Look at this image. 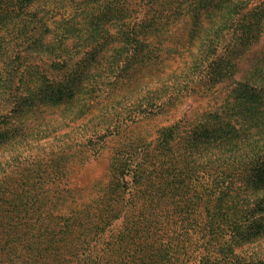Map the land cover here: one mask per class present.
I'll list each match as a JSON object with an SVG mask.
<instances>
[{
  "label": "rangeland",
  "instance_id": "obj_1",
  "mask_svg": "<svg viewBox=\"0 0 264 264\" xmlns=\"http://www.w3.org/2000/svg\"><path fill=\"white\" fill-rule=\"evenodd\" d=\"M105 7V0H35L19 16L26 23L35 21L34 36L39 37V47L25 49L20 64L27 66L31 58L43 57L50 61L40 64V82L80 75L83 89L71 101L53 104L38 97L32 105L28 103L20 117L17 141L0 145V177L10 175L7 171L12 166H27L25 173L30 171L45 181L38 191L46 196L44 206L21 219L20 242L15 243L10 231L6 233L3 240L8 249L0 264H86L84 242L92 243L104 262L111 264H144V254L150 262L158 254L155 259L163 261L156 264H264V235L256 242L235 243L215 252L213 248L222 250L219 246H225L227 237L217 245L219 240L213 235L208 255L198 245L190 247L186 234L202 238L206 210L216 204L210 193L206 197L201 189L188 188L175 197L168 190L158 196L152 182L138 185L137 181L121 184L115 202L111 193L115 176L125 179L130 173L127 159L149 148L159 129L191 122L219 105L232 80L242 78L252 58L264 52V33L241 59L236 75L204 93L183 77L190 47L185 36L188 25L184 24L173 26L151 44L159 48L156 59L149 56L121 74L116 83L105 84L109 56L119 42V23L113 18L105 22ZM6 38L14 51L22 50L16 37ZM85 50L91 51L87 58L75 54ZM74 54L77 57H71ZM64 65L69 67L67 72ZM84 68H88L85 73ZM177 82L173 104L165 103L156 112V99L167 98ZM138 103L143 111L136 110ZM14 151L21 152L20 157L13 156ZM58 163L59 173L49 169ZM107 216H111L109 221ZM98 228L103 231L100 236H96ZM55 234L68 236L55 242ZM107 244L110 251L103 255ZM112 249L117 250L118 259ZM57 252L61 255L55 256Z\"/></svg>",
  "mask_w": 264,
  "mask_h": 264
},
{
  "label": "trees",
  "instance_id": "obj_2",
  "mask_svg": "<svg viewBox=\"0 0 264 264\" xmlns=\"http://www.w3.org/2000/svg\"><path fill=\"white\" fill-rule=\"evenodd\" d=\"M34 1L0 0V145L17 141L21 131L20 117L28 103L32 105L38 97L53 104L71 101L83 89L80 75L68 80L60 77L57 81L40 82V64L50 61L43 57L31 58L33 63L27 66L20 64V54L25 49L39 47V37L34 36L37 32L34 34L32 26L35 21L26 23L19 19ZM105 1V22L113 18L119 23V42L109 49L111 62L103 78L107 80L105 84L116 83L121 74L149 60V56L156 59L159 48L151 44L159 40L160 35L169 33L173 26L184 24L188 25L185 36L190 47L186 56L187 72L183 77L191 87L194 81L204 93L232 79L241 59L252 52L264 33V0ZM8 36L16 37L22 50L14 51L7 44ZM90 53L85 50L75 54L87 58ZM75 54L71 57H77ZM251 63L242 78L232 80L218 106L191 122H176L159 129L149 148L127 159L129 163L125 166L130 173L125 177H131V181L124 176H115L112 181L113 202L118 199L121 184L134 185L135 181L138 185L152 182V189L158 196L166 195L168 190L175 197L188 188L201 189L206 197L208 193L215 196L216 204L206 210V222L200 230L202 238L209 235L208 240L195 239L194 233L186 234L190 247L198 245L206 255L213 235L219 240L217 245L227 237L225 246H219L222 250L213 248V252L223 251L235 243H253L264 235V52L252 58ZM64 68L65 72L69 69L67 65ZM87 70L84 68V73ZM179 82L173 84L167 98L156 99V112L165 103L173 104L171 98H176ZM135 108L145 109L142 103ZM12 155L20 157L21 152L14 151ZM5 164L2 165L7 168ZM56 165L49 169L59 173L61 167L59 163ZM25 170L27 166L18 164L8 169L10 175L0 177V262L8 249L3 240L6 233L10 231L15 243L20 242L21 219L30 210L45 204V194L38 191V186L42 187L45 181ZM102 232L96 229V236ZM53 238L55 242L65 240L57 234ZM84 244L86 264H111L104 262L92 243ZM109 247L105 245L103 255L110 251ZM112 253L118 259L117 250L112 249ZM60 255L59 252L55 254ZM152 257L150 262L144 254L141 261L144 264L163 261L155 259L158 254Z\"/></svg>",
  "mask_w": 264,
  "mask_h": 264
}]
</instances>
